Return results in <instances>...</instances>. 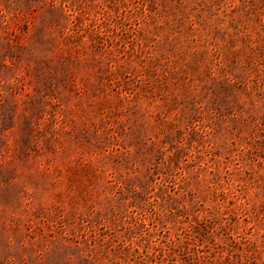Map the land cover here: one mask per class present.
<instances>
[{
    "label": "rangeland",
    "instance_id": "obj_1",
    "mask_svg": "<svg viewBox=\"0 0 264 264\" xmlns=\"http://www.w3.org/2000/svg\"><path fill=\"white\" fill-rule=\"evenodd\" d=\"M0 264H264V0H0Z\"/></svg>",
    "mask_w": 264,
    "mask_h": 264
}]
</instances>
